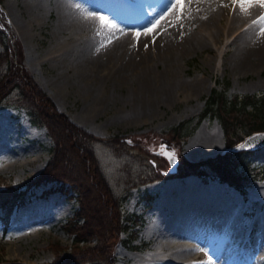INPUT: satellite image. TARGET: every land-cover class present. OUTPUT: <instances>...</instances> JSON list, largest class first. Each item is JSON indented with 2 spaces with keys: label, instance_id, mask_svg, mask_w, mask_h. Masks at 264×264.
<instances>
[{
  "label": "rangeland",
  "instance_id": "1",
  "mask_svg": "<svg viewBox=\"0 0 264 264\" xmlns=\"http://www.w3.org/2000/svg\"><path fill=\"white\" fill-rule=\"evenodd\" d=\"M227 1L225 7L228 10L232 6V10L235 4L232 0ZM63 4L88 20V29L74 32L72 27H58L64 13ZM100 4L99 0H0V10L22 51L21 64L13 53L10 56L12 67L8 69L9 66L3 64L0 70L9 80L19 82L0 101V191L13 186L23 192L20 200L9 204V218L0 216V262L56 264L64 260L72 246V234L65 231L64 224L79 208L76 187L68 182L65 183L67 191L58 188L61 182L57 180L30 184L50 158L53 140L44 124L33 121L30 105L40 106L41 96L31 83L27 84L28 71L37 87L49 95L56 110L97 137L84 139L83 147L92 154L98 171L109 186L110 194L118 204L121 221L129 226L107 242V253L114 251V264H148L147 257L155 250L156 237L162 235L161 230H155L152 225L154 217L158 215L162 225L178 224L184 211H181L182 206H179L180 210L174 207L170 196H177L189 187L195 193L197 190L211 193L215 189L222 193L227 203L225 201L220 209L209 212L218 220L202 234L201 239L191 232L173 230L177 231V236L200 239L197 255L188 263L250 264L258 261L257 264H264V145L248 151L240 150L247 151L238 155V159H246L245 169L235 170L241 173L240 187L221 179L207 165H200L199 172L189 170L177 150L179 148L189 162L229 150L227 134L217 117L209 114L199 117L213 87H224L228 94L264 91V59L259 61L253 57L243 68L235 65L236 60L232 57L239 43L237 35L247 25L241 24L249 23L245 19L248 17L231 27L224 25L222 15L219 23L223 25L217 35L205 37L202 45L180 49L175 67L167 71L163 55L153 39L137 44L138 55H146L147 60L143 61L151 67L156 81L179 82L168 98L154 96L153 109L149 113L146 108L135 113L139 108L136 105L140 103L135 99L140 95L137 81L144 71L132 68L126 76L117 79L109 73L119 64L117 58H112L91 75L92 79L100 80L96 96L102 99V103L85 116L81 111L86 98L80 88L72 83L58 94L57 80L62 76L76 79L80 75L74 62L97 46L103 31L124 29L135 35L144 27L133 20L114 16L111 12L113 4H123L140 14H158L148 0H110L108 5ZM100 15L107 17L108 22L101 21ZM156 30L159 32L160 28ZM207 31L202 28L203 37ZM253 42L254 46L258 45L257 41ZM68 52L72 59L66 56ZM63 60L65 65L60 63ZM188 83L194 88H189ZM155 97L159 99L157 103ZM245 118L250 119L246 115ZM182 121L184 135L179 138L171 128ZM246 125L236 124L230 130L237 134L235 142L247 136ZM208 135L211 136L205 137ZM164 149L178 157L174 172L168 170V161L162 154ZM191 211L192 208L186 213L192 218ZM206 217L208 215H203L201 221L204 222ZM197 226L194 223L192 231ZM95 242L92 239L80 244L94 245ZM93 254L87 262L69 264H107L102 258L106 253Z\"/></svg>",
  "mask_w": 264,
  "mask_h": 264
},
{
  "label": "bare ground",
  "instance_id": "2",
  "mask_svg": "<svg viewBox=\"0 0 264 264\" xmlns=\"http://www.w3.org/2000/svg\"><path fill=\"white\" fill-rule=\"evenodd\" d=\"M109 1L110 0H99V4L105 3L108 5L107 3ZM226 1L227 0H185L183 5L173 7L174 0H148L150 5L153 6V9L158 12L155 16L148 13L140 14L137 10H132L123 4H113V11L111 12L114 16L122 17L126 20H133V23L144 26H142L143 28L140 32L138 31L140 34H128L124 29V31H117L116 29H107L103 31L101 35H99L100 40L97 46L93 50H89L86 53L87 55L81 60L74 62L80 75H78L76 79L73 76H62L59 78L56 83L57 93L61 94V90L66 87L68 88L72 83L77 85V88H80L86 98V103H84L81 111L86 116L102 103V99L96 96L100 86V80H96V78L92 79L91 75H93L96 70H100L104 67L112 58H117L119 64H117V67L114 66V70L111 68V72H109L117 79L126 76V73L132 68L142 69L144 71V75L139 76L137 81L140 95L136 96L135 99L140 101V103L136 105L139 106V108L135 113H140L142 110H145V108L148 113L152 112L154 96L160 95V97L168 98L171 96L173 87L179 82L169 79L156 81L152 77L151 67L147 65L148 63L145 64L143 61L147 60L146 55H138L139 49L136 45L153 39V41L157 43L155 47H157L163 55L165 61L164 69L166 71L171 70L175 67L176 59L178 55H180V49L202 45L205 37L211 34L217 35L220 28L222 29L223 23L221 22V26L219 23L222 15L224 18L223 22H225L224 25L231 27L235 22L242 20L244 17H248L245 19L250 21L249 23L245 22L241 24L247 25L245 29H242L237 35L236 40L239 41V43L232 52V57L236 60L235 65H240L245 68L249 65L253 57L258 58L259 61L263 60L264 23H254V21L258 20L261 12H264V7L253 5L246 11H242L239 5L235 4L232 10H230L232 6H229L227 10V7H225ZM155 5H157V8ZM37 7L40 8V6ZM61 8L64 9V13L59 20L58 27H72L74 32L88 29V20L78 16L77 13L66 8L64 4ZM224 10H227L226 13ZM157 28H160L159 32L156 30ZM202 28L208 30L204 37L202 36ZM147 29H150V31H146ZM253 40L257 41V46H254ZM66 56L70 57V52H68ZM65 62L64 60L60 61V63L64 65ZM88 78H91V81H88ZM187 86L189 88H194V85L191 83H188ZM51 96L54 99L53 95ZM155 98L157 103L159 99H157V97ZM77 122L83 124L82 121ZM210 136L211 135L205 137ZM192 189L193 188L189 187L186 190L180 191L177 196H170L171 203L174 207L176 206V208L180 210L179 206H182L181 211H184V216H182L184 218L179 217L178 224L175 226L170 223H168L169 225H162L159 216L156 215L154 217L155 219L152 225L155 230H161L162 235L156 237L157 244L155 245V250H152L148 254V264H189V260L197 255L199 248L197 243L202 238V234L213 227L211 226L213 222L218 220H216L212 214H209V212L211 213V210L225 204L226 198L221 195L222 193L220 194L218 191H215V189L211 193H205V190L200 192L197 190L195 193L192 192ZM255 193L258 194L259 191L255 190ZM190 208L193 210L191 211L193 212L192 218L186 213V210ZM202 212L204 214H202ZM181 213L178 214L180 215ZM203 215L204 217L208 215L204 222L201 221ZM194 223L199 226H197L195 231H192ZM173 230H180L185 233L191 232L194 233L195 236L200 237V239H192L194 236L192 238L177 236V231L175 232ZM221 259L222 258H220V261ZM257 263L258 261L250 264Z\"/></svg>",
  "mask_w": 264,
  "mask_h": 264
},
{
  "label": "trees",
  "instance_id": "3",
  "mask_svg": "<svg viewBox=\"0 0 264 264\" xmlns=\"http://www.w3.org/2000/svg\"><path fill=\"white\" fill-rule=\"evenodd\" d=\"M0 28L1 46L3 47L2 52L0 51V70L3 64L8 65V69H10L13 65L11 54L14 53L16 55L15 60L21 64L22 51L1 10ZM22 68L25 69L24 66ZM26 73L27 84L31 83L35 90L40 93L38 95L41 96L40 106L35 105V108L33 104L30 105L31 107L27 104L30 107L33 121L44 124L53 140L49 160L38 175L31 180L30 184L57 180L61 182L58 188L67 191L65 183L68 182L74 185L77 190L76 198L79 208L64 224L65 231L72 234L71 250L65 254L68 257L56 264L84 263L92 259L91 255L94 256V252H96L95 255L106 253V256L104 255L102 258L106 260L107 264H114V251L110 250L107 253V242L113 236L117 237L120 230H126L129 226L121 221L118 204L115 203V199L110 194L109 186L106 185L103 176L98 171L97 163L92 154L83 147L84 139L92 140L97 137L73 122L65 113L56 110L50 97L37 87L28 71ZM15 83L18 85L19 82L9 80L4 72H0V101L8 90L15 86ZM207 114L213 117L216 116L221 122L230 147L236 143L234 138L237 134L230 131L234 129L236 124H247L246 133L248 134L264 130V91L260 93L228 94L224 87L221 89L213 87L207 95L199 117H204ZM245 115L249 116L250 119L247 120ZM183 125V121L178 123L171 128V132L174 135L178 134L180 138L181 134V136L184 135L181 132ZM177 150H179L180 159L188 165L189 170L199 172L200 165H207L221 179L227 180L234 186H241V173L236 171L240 168L245 169L246 159L239 157L241 159L239 161L238 155L240 153L246 154L247 151L232 152L228 150L213 157L189 162L181 155L180 149ZM228 169L233 170V172L231 173ZM22 194V191L13 186L0 191V215L3 219H8L9 204L15 200H20ZM81 218L82 221L80 222ZM92 239L96 240L94 245L80 244L81 242L87 243ZM70 257L73 258L69 259ZM94 258H101V256H95ZM0 264H14V262H0Z\"/></svg>",
  "mask_w": 264,
  "mask_h": 264
},
{
  "label": "water",
  "instance_id": "4",
  "mask_svg": "<svg viewBox=\"0 0 264 264\" xmlns=\"http://www.w3.org/2000/svg\"><path fill=\"white\" fill-rule=\"evenodd\" d=\"M264 145V131L252 132L236 143L235 145L229 147L230 151H239V150H252ZM162 154L166 157L169 163V172L176 171L178 164V157L173 154L168 149H164Z\"/></svg>",
  "mask_w": 264,
  "mask_h": 264
},
{
  "label": "snow or ice",
  "instance_id": "5",
  "mask_svg": "<svg viewBox=\"0 0 264 264\" xmlns=\"http://www.w3.org/2000/svg\"><path fill=\"white\" fill-rule=\"evenodd\" d=\"M184 3H185V0H174L173 7H176L177 5H183ZM232 3L239 5V7L242 11H246L249 7H251L253 5H259L261 7H264V0H232ZM89 15L95 16L98 14L97 13H89ZM99 18L101 21L108 22V18L103 16V15H100ZM257 22L264 23V15L258 17L257 21H254V23H257ZM146 31H150V29H147ZM139 34L140 33L137 32V35H139Z\"/></svg>",
  "mask_w": 264,
  "mask_h": 264
}]
</instances>
